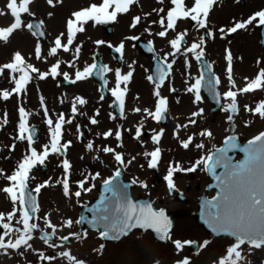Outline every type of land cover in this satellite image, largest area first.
<instances>
[{
	"label": "snow or ice",
	"instance_id": "1",
	"mask_svg": "<svg viewBox=\"0 0 264 264\" xmlns=\"http://www.w3.org/2000/svg\"><path fill=\"white\" fill-rule=\"evenodd\" d=\"M35 0H5L4 7L0 8V17L10 16L11 22L7 26H0V44L7 45L10 39L18 31L26 29L33 37H45L43 30L45 21L39 20L37 23H25L22 15L27 14L29 17L35 16L31 11V5ZM237 3L240 0H236ZM48 6L55 8L62 4L63 0H46ZM159 7H153L148 12L137 14L131 17L128 28L136 29L142 22L149 20L153 14L157 17L151 20L145 28L144 32L148 35H154L161 39H166L171 51L165 52L163 57H156V70L154 75H147L146 79L154 85L152 96L154 100V110L149 108L136 107L132 109L134 113H142L143 119L151 118L153 121L160 123L165 120L169 112L168 98L162 95L160 89L165 85V81L171 77L173 66L176 63L177 56L184 57L185 70L191 68L189 56L197 63H202L203 70L197 77H189L194 82L188 83L185 80L186 93L191 94L192 104L199 105L203 102L201 91L206 90L212 93L215 102L220 105L221 110L225 112L227 122L231 123L241 109L238 97L246 94H254L259 90H264V68H259L253 78L244 77V85L238 86L234 78L233 55L229 48H225L224 60L226 61V80L227 88L222 93L217 89L222 85V80L213 72V64L204 62L206 54V38L216 39L219 33L220 39H225L231 34L238 31H248L250 28L264 27V9H260L251 13L246 19L233 18L230 26H220L216 29L210 27V13L214 7L221 3V0H155ZM133 6L140 7L143 5L141 0H100L99 3H89L87 6L71 12L66 19L64 31L57 34L51 41L50 47L47 49L46 55L39 40L34 45L33 54L35 60L47 63L49 58L58 57L61 52L70 53L72 59L63 61L56 59L46 71H41L33 63L29 62L20 51H14L8 62L0 64V77L6 78L13 87L9 89H0V100L8 101L13 95L19 100L21 94H27L28 85L34 80H46L49 77L55 80L62 76L65 81L76 84L84 81L88 77L96 74L103 78L107 73H114L115 86L109 89L113 97V104L119 111L121 119L126 118V96L128 94V85L131 82L135 68V61L128 64V71L122 72L120 68H111L107 64L102 65L97 70L95 57L93 63L86 64L82 70L76 67L77 61L80 59L82 44H76L77 34L86 32V26L91 23L93 27L101 24L118 23L119 17L127 15L131 12ZM48 17H52L53 13L48 12ZM191 21L192 27L197 32L204 30V34L200 35L197 40H193L185 46L186 37L189 36L188 29L177 31L180 22ZM153 25L159 27V31L152 32ZM170 34H174L172 38H168ZM139 36H125L118 45H113L104 40H95L93 43L99 47L104 45L110 49H114L123 59L125 51V41L139 40ZM264 43V41H262ZM149 52L155 51L153 42L149 41ZM169 57L172 60L169 61ZM261 60H257L256 64L260 65ZM62 64H66L70 69H76L74 78L67 71H61ZM147 72L148 70L145 69ZM107 84V80L104 81ZM123 85V87H121ZM169 91L175 92V88H169ZM104 95L100 96V100H104ZM138 99V97H137ZM40 106L43 109V123L47 128L48 142L41 145L38 150L36 145L37 129L28 122V117L32 115L26 111L23 106L18 107V124L16 125V135L13 137L14 143L8 147L9 152L15 151V141H26V153L15 163L13 170L9 174L3 168H0V178L6 181L5 186L0 187V193H3L6 199L11 203L12 208L7 213L0 212V255L9 256L11 252L18 253L21 257L25 253L31 251L38 261L53 264L54 261L63 260L65 264H86L82 259L74 255L71 250H61L54 255H48L44 251H37L31 241H33L34 231L39 230L40 226L36 220H43L44 226L50 229V232H42L40 239L49 249L64 248L63 244L57 245L51 242L53 237L67 242L70 237L77 240L87 238V232L70 231L68 235L57 237V232L64 229H72L73 224L80 225L87 223L92 229H102L99 231V238L103 240H118L122 236H127L133 229H151L158 234L160 240L170 241L174 247L177 256L184 250L186 245L194 242L191 240L174 239L171 235L172 224L164 209H155L152 204L134 203L125 191L126 185L117 183V178L121 175V168L113 173L110 178L103 179L104 192L110 195H104L99 202L88 211L92 213V219L86 220L84 217L73 221L66 218L60 225L53 223L48 214L39 217L37 213L40 206L36 196L41 193L42 189L59 185L62 188V195L65 198H76L79 203L83 194L90 193L95 184L92 183L100 178V173L87 172L81 173L82 178L75 181L76 190H72V169L73 165L66 158L68 149L72 146V141H64L65 125H71L77 115H85L80 112V108L87 105L88 100L82 96L76 95L71 102L72 118H66L63 112L57 114L55 120L50 117L49 110L46 107L45 98L39 97ZM223 101V103H221ZM63 103V100H61ZM79 106V107H78ZM111 106V105H110ZM243 111L253 116H258L264 120V100L257 101L255 107L248 104L243 105ZM204 110L197 108L192 111L187 118V123L175 125L173 138L179 143L184 150H191L194 147L203 150L205 144L203 142L196 143L195 135L200 137L211 138L212 132L204 129L197 134L188 135L181 139V130H186L190 126L197 124V118L202 117ZM100 115L97 109L92 116L88 118L91 125H98L97 117ZM117 117L109 113V119L115 120ZM9 123L8 113L5 111L3 117L0 118V129H3ZM245 126H248L246 123ZM144 122L141 120L135 127L133 139L141 141L143 136L142 129ZM234 130V126H233ZM127 131H131L130 129ZM77 139L79 140L83 133L81 126L76 125ZM164 135V129L159 131L152 130L151 143L157 145L151 151H144L143 157L147 161L148 169H157L162 159V149L158 146ZM98 137L107 141L114 137L117 141L116 147L102 145L95 147L93 141H89L85 148L88 152L98 151L104 155H111L117 165L126 167L131 165L136 156L125 160L122 152L117 151L123 147L122 130L117 126L115 130L108 129L101 133H97ZM237 137L230 135L225 138L224 147L210 150L206 155H200L190 167H183L179 161H170L166 174L163 179L166 182L167 190L171 193L176 190L174 177L177 173H193L198 169L213 174L218 181L217 187L220 189L218 194L211 200H206L203 204L201 218L205 225L215 235L225 234L234 238L224 250L214 264H246V257L242 246L247 245L249 252L254 249L264 248V131L248 140L247 144L240 146L237 144ZM233 150H239L244 153V159L234 162L229 156ZM52 156H63L58 167L62 169V177L52 182L49 177L42 183L37 184L34 188L29 189V183L35 179L32 174L33 170L38 166L46 165V162ZM10 157H5L9 159ZM84 159V157H81ZM92 159L99 160V156H93ZM143 167V165H141ZM223 169L222 172L216 174V169ZM132 184L139 183L140 187L147 188L148 185L143 181L133 179ZM35 193L36 195H33ZM19 225V226H17ZM210 243L205 240L200 247L205 248ZM105 245L101 244L99 248L94 249L96 252H102ZM159 264V261H155ZM175 264H191L188 257L177 259Z\"/></svg>",
	"mask_w": 264,
	"mask_h": 264
},
{
	"label": "rangeland",
	"instance_id": "2",
	"mask_svg": "<svg viewBox=\"0 0 264 264\" xmlns=\"http://www.w3.org/2000/svg\"><path fill=\"white\" fill-rule=\"evenodd\" d=\"M88 1L95 2L97 0H74L69 5H67L65 0H63V3L57 5L55 8L48 6L46 3V0H35V2L30 6L31 11L35 13V16L33 17H36L38 20L45 21L43 30L45 31L46 36L44 37V39L33 37L26 29L16 32L14 34V37L15 36L24 37L25 39H27L28 44L25 48L22 46H19L17 43L14 44L13 37L10 39V42L7 45L0 44V46H6L9 48L6 54H1L0 64L10 61L12 53L14 51H17L19 47L24 52H28L29 55H31V56L28 55L27 57L29 58V62L33 63L36 67L40 68L41 71H46L47 68L52 63H54L56 59H61L63 61L71 60L72 55L68 53L66 54V56H62V57L58 56L55 58H49L47 63L42 62V61H37L35 60L34 55H32L33 50H34V45L37 42V40H39L44 50V54L46 55L47 49L50 47V41L53 39V37H55L61 31H64L65 21L70 16L71 12L82 8L83 6L87 4ZM151 1H154V0H151ZM4 2L5 0H0V8L4 7ZM243 2H248V4L241 5L240 3H243ZM159 6L160 5L153 2L152 8L159 7ZM225 7L229 8L230 10H227L226 12V10L224 9ZM258 7L264 8V2H262V0H240L239 3H237L236 0H221V3L216 5L213 11L211 12L212 15H210V18H209L210 27H211V24L213 23V20H215L217 23H222L221 22L222 20H220V18L218 17H225L227 19H229V17L232 15L238 17V15L241 14L242 9L245 10V14H246L252 9L258 8ZM136 8H137L136 6H133L129 14L120 16L118 23H111L112 30L110 33H105L103 29L100 27V25H96L95 27H93L91 23H89L90 26L88 25L86 26L87 30L85 33H89L88 29L89 27H92L95 31V34H93L94 41L104 40V41L112 43L114 46L118 45L121 40H124V37L120 36L121 33L123 34L125 32H128V30L125 28L121 32V27H122L121 24L124 21L128 22L131 19V17L135 15ZM48 12H52L53 16L48 17L47 15ZM57 12H61L63 16H61V19H59V21L55 20L54 22H52L51 19L54 17V14H56ZM214 16H218V17L216 18ZM30 19L31 17H25V14L22 15L23 22L28 23ZM10 22H11L10 16L0 17V26H4ZM146 22L151 23L150 20H147ZM183 28H184V22H180L178 25L177 31H182ZM158 30H159V27L157 28V31ZM137 32H140L139 27H137L136 29H133V33H137ZM244 32L242 33L239 32V35L248 34ZM133 35L139 36L140 38L148 40V41H152L157 51H160V49L158 48V45L163 44V40H166V39L157 38L156 36H152V35H142V34H133ZM173 35L174 34H170L168 38H172ZM79 36L80 34H78L77 37ZM93 40L87 41L83 37L82 39L79 38V42L77 44H82V51H81L80 59L84 57L85 60H82L80 64L79 65L77 64V65L82 66L85 62L90 63L91 61H93L95 52L99 51L102 55L103 61L106 62L108 66L110 67L115 66V61L107 57L108 47L104 45L97 47L92 42ZM32 44H33V49L31 50ZM236 44L239 48H241L240 41H237ZM159 55L161 56L160 53ZM253 56L254 54H248V58H247L248 63H250V61H253V58H254ZM123 58L126 61V63L123 65H126V66H128L129 63H132L134 59H136L139 62L140 58H143V60L145 61L144 64L142 66L140 64L136 65L137 72H139L140 69L143 71V68L148 67V65L150 64L148 58L145 55H142L138 52L135 46V41H127V40L125 41V51H124ZM251 65L252 64H248L247 68L245 66L243 68H241V66L240 68L238 67V69H241L240 72L234 73V78L236 81H238V84L243 86L244 77L253 78L255 76L257 72H254L255 68H252V67L250 68ZM236 66L238 65L236 64ZM68 69L69 68L67 67L66 64H62L61 66L62 72L63 71L68 72ZM172 77L168 78L170 79L169 82L175 83ZM62 79H63L62 76L57 77L55 80H53L50 77L43 81L34 79L28 85L27 88L31 90V98L33 99L31 106L27 110L29 113H32V115H30V120L28 122L29 124L32 123L38 127V135L36 137V140L38 141L36 142L35 147L39 150L42 144L48 142L47 128H46V125L43 123V109L40 106L39 99H37L40 97V92L42 94L43 92L47 91L49 94L52 95V100L50 102L48 101V103L51 106V108L49 109L52 112L54 111L57 112L59 109H61L62 107L61 106V93L62 92L67 91L70 95L75 92L69 98V102H68L69 107L65 114L66 118H72L70 104L76 95L82 94L83 97L88 100L87 105L89 104V107H88V112L85 113L86 118H84L83 120H81V118L80 120L75 118V120L73 121V123H75L74 128H72L74 133H70L68 135L70 131V125L64 128V136H63L64 141H67L69 139L68 137H70L71 134H73L72 137H75V139L72 140V146L69 148L70 149L69 155L72 156L73 160L76 161L74 162L73 169H72V175H71L72 190L74 191V189L76 188L74 185V182L82 178L81 176L82 172L87 173L86 166L92 170L93 169L102 170L100 163L92 159L93 157L92 155L88 156L90 152H88L86 148H82V146H84L86 141H93L95 145H97L99 142L102 143V140L99 142H95L94 140H92L90 138L91 134L86 133L84 131L85 128H83V126L87 124L88 118L92 114V109L96 107V105L98 104V101H100L101 103V100H100V95L97 94L95 91V88H96L95 83L90 78H87L84 81H79L70 87L64 86L61 82ZM87 85H90L89 86L90 90H85V87H87ZM83 86H84V90H83ZM12 87L13 85L10 84L6 78L0 77V89L10 90ZM77 89H79V91ZM49 94H47V97ZM262 98L264 99V90H259L255 92L254 94L243 95V100L246 102H249L251 107H255V103L257 101L263 100ZM17 102H18L17 96L13 95L12 98L9 99L8 101L0 100V107L3 106V108H6L8 106V108H11L12 110L17 104ZM87 105H85L84 108H86ZM101 117L103 116H101V112H100V118H97V119L98 120L101 119L103 128L111 126L112 124L111 119H109L106 116H104L103 118ZM239 120L242 121L244 119L240 117ZM9 121H11V124L10 126H7V129L13 131L14 129H16V125H17L15 116L13 115L12 118L9 119ZM77 124L81 126V132H83V135L85 137L84 140L82 141V144L76 143V141L77 142L81 141L77 139V133H76ZM203 124H208L215 131L214 133L215 137L211 138L210 141H213V140L217 142L220 141L221 136L225 132H227L229 128V124L225 125L223 123V119L217 122H202V125ZM247 124L248 126L246 128L243 127L242 128L243 130H238L239 132L238 134L243 138L250 136L254 134L256 131H259L260 129H262L264 126V120L260 119L258 116H253L250 114V120L248 121ZM224 125H225V129H224ZM94 126L97 129V133L102 130L100 128V121L98 125H94ZM39 137L41 139H39ZM42 139H43V142H42ZM9 142L10 140L8 139V143ZM13 143L14 142H12L11 145ZM25 146L26 145L24 142H17L16 148H15L16 151L9 152V156L11 157L10 161H8V164H6V161H0V168H3L6 172L10 174L11 171L13 170L15 163L17 162L16 158L19 157V153L23 151ZM10 153L12 154L14 158L10 155ZM81 157H84V159H81ZM58 163H59V158L56 156H53V157H50V159L46 162V165H44L45 169L38 168L34 170L32 174L35 176V179L30 181L29 183L30 187L34 188L37 184L42 183L45 180H48L49 177L52 178L53 183L55 182L56 179H60L62 177V169L57 166ZM102 172L109 173V168H107L106 170H102L101 173ZM111 172L112 170H110V173ZM103 178L104 176L100 174V178L92 182L95 184V188H93V190L90 193L83 194L79 200V203L74 197L71 199L65 198L62 195V188L59 185H55L53 187L42 189L41 193L37 195V202L40 206V211L37 213V215L39 217H43L45 214H48L50 216L51 221L57 225H60L62 221L66 218H70L73 221L77 220L79 205L81 203H85L91 200L96 195L97 186L99 182L101 181V179ZM0 180H3V178H0ZM5 183H6L5 181L1 182L0 187L5 186ZM2 194L3 193H0V198H2L1 197ZM195 203L196 202L187 201L185 203L183 202H175V203L162 202V203H157V204H165L168 206L169 209L173 208L174 210L176 209L177 211H180L178 213L176 212L177 214L176 223H175L176 227L173 229L171 233V235L173 234L174 238L197 237V238H202L204 240H209L210 243L206 247V251L202 253L203 255L202 257H204V254H207V253L209 254L214 253L216 256L224 254V250L226 249V245H227L226 240H224V244H221L220 242L222 239L215 238L205 233L202 227L197 225L196 222L194 221L192 214L194 210L196 209ZM11 208H12L11 203H9V207H6L5 200H4V204L0 202V212L7 213L8 211L11 210ZM35 222L39 224L40 228H43L50 232V229H47L44 226L42 219L36 220ZM70 231L82 233L78 225L73 224L72 229H64V230L58 231L57 237L61 235H68ZM86 232H87L86 239L77 240L74 237H70L69 244L68 243L65 244L64 248L49 249L47 245H45L43 241L39 238L36 231H34L33 233L34 239L33 241H31V243L33 244V247L37 251H44L48 255H54L56 252L61 251V250H71V252L74 255H76L79 259L84 260L86 264H151L156 260V259L154 260V258H158L160 260L159 264H168L170 260L179 258L181 254L185 253V250H184L180 253L179 256H177L171 242L166 243L165 245L162 243L156 242L151 238V235L148 232L134 231L130 235L126 236L125 238H123L122 240L116 243H108V242L102 241L99 238L97 231L87 230ZM53 242H55L57 245H60L56 241H53ZM101 244L105 245L102 252L94 251V249L99 248ZM10 255H13V256L10 258ZM10 255L3 256V260L2 262H0V264H47V262L38 261L37 256L31 251L25 253L23 257H21L19 254H13V252H11ZM262 255L264 257V248L260 249V257ZM195 257L198 258L200 257V255H195ZM255 258H257L256 255H255ZM53 264H65V261L58 260V261H54ZM250 264H253V263H250Z\"/></svg>",
	"mask_w": 264,
	"mask_h": 264
},
{
	"label": "flooded vegetation",
	"instance_id": "3",
	"mask_svg": "<svg viewBox=\"0 0 264 264\" xmlns=\"http://www.w3.org/2000/svg\"><path fill=\"white\" fill-rule=\"evenodd\" d=\"M241 5H247L248 2L240 3ZM239 4V5H240ZM226 6V5H225ZM227 12V10H230L229 8H224ZM264 9L263 7L254 8L248 13L245 14V10L242 9V12L238 17L236 16H230L229 19L225 17H218L220 20H222V23H217L215 20H213V23L211 24V27L213 29H216L220 26H230L229 22L235 18V19H246L251 13L254 11ZM241 11V10H240ZM229 12V11H228ZM212 15V13L210 14ZM263 28V27H262ZM262 28H250L248 31H238L235 34H231L227 36L225 39L219 38V33L216 34V39H208L206 38V54H205V60L208 63L213 64V72L215 75L219 76L222 80V85L218 88L219 91L222 93L227 88V80H226V61L224 60L225 55V48H229L232 52V55L234 57L233 59V70L234 73L240 72L241 69H238V67L243 68L244 66L247 68L248 64H252L250 68H255L254 72H257L259 68H264V62H262L260 65L256 64V61L259 59L261 61H264V38L261 34ZM184 29H188L189 36L186 37V44H190L193 40H197L200 35H203V30L200 32H197L195 28L192 27V25L186 21L184 22ZM239 32L248 33L246 35H239ZM237 41L241 42V48H239L236 44ZM164 48H168V45L166 44L167 40H163ZM165 51V50H164ZM244 53V54H243ZM248 54H254L253 61H250L248 63ZM189 60L191 63V68L185 70L184 68V57L183 56H177L176 57V65H181L178 71H174V75L172 77L173 81L175 82V88L177 89L176 92L169 91L168 85L165 86V88H161L160 91L162 95L166 96L169 101V112L165 118V122L157 123L153 121L151 118H148L146 120L143 119L142 113H134L132 109L136 107L140 108H149L150 110H154V100L155 98L152 96V91L154 88L153 84H148L145 80H139L137 75H134L133 82L129 84V91L126 96V118L121 119L120 116H116L114 113L113 115L117 118L113 120L111 126H108V128H111L115 130L117 126H120L122 130V143L123 147L118 148L117 151L122 152L125 156V160L131 159L132 156H136V160L126 167H124V178L130 179L135 178V175H137L139 178L142 177V180L144 183L148 185L147 188L140 187L141 195L144 197H149L150 200H152L155 203H162V202H197L199 198L205 194L208 197H212L214 195L213 190H207V185L210 180L208 177L207 172L197 170L193 173H177L174 177L175 183H176V190L173 192H169L166 187V182L164 181L163 177L166 174L167 167L170 161L175 162L179 161L183 167L187 168L191 166V163H193L196 159L199 158L200 155H206L210 150H213L216 146H218L222 140L229 134H238V130H243V127L246 123L250 120V113L243 111V105L248 104L249 102H246L243 100V95L238 97L239 106H240V113L234 117L233 122L229 123L226 120V113L221 110L220 105L218 108L214 109V104L207 99L205 94L201 91V95L203 97V102L199 105H193L192 104V95L186 93V87L187 84H185V80H188V83H190L189 77H197L201 71V63H197L194 59L189 56ZM252 62V63H251ZM236 64L238 66H236ZM122 72H125L124 70ZM115 80V77H113ZM138 80V82H136ZM237 85L241 86L240 84ZM143 83V87H140V84ZM136 88V89H134ZM105 99L101 100L100 106H101V116L109 117V113H111V102H113V98L111 99L109 96H104ZM138 97V99H137ZM187 97V98H186ZM263 99V98H262ZM264 100V99H263ZM223 103V101L221 102ZM197 108H202L204 110V114L202 117L197 118V124L194 126H190L186 130H181L180 137L181 139L186 138L188 135H193L199 133L201 130L207 129L212 132V137H215V131L214 129L209 126L208 124H203L202 122H217L223 119V123L229 124V128L227 132H225L222 136L220 141H210L211 138H205L200 137L199 135H195V142L200 143L203 142L205 144V148L203 150H198L194 147V145L191 147V150H184L179 146V143L176 139L173 138V131L175 128V125L177 123L184 124L187 123V118L190 115L192 111L197 110ZM101 117V118H103ZM242 117L244 120H239V118ZM85 118V115H82V119ZM143 120L144 122V128L142 129L143 136L141 137V141H137L136 139H133V136L135 134V127L139 124V122ZM224 125V129H225ZM233 125L234 130H233ZM161 128L164 129V135L161 138V142L158 145L162 149V159L160 164L158 165V168L156 171L159 173L160 178L159 180L155 179L156 172H154L152 169L147 168V161L143 157L142 153L144 151H151L153 150L157 145H153L151 143V134L152 130L155 129L156 131H159ZM131 131H127V130ZM240 137V136H239ZM83 138V136L81 137ZM241 138L240 139H247ZM111 147H116L117 141L114 137H112ZM99 163L102 167L116 165V162L112 159L111 155H104L102 153V156H100ZM143 165V167H141ZM119 166V165H117ZM140 168L139 174L136 172V170ZM176 210V209H175ZM176 212H180L177 211ZM2 231V230H0ZM204 231V230H203ZM207 233L206 231H204ZM209 234V233H207ZM174 238V237H173ZM178 238V237H177ZM191 239L197 240V250L193 251L189 247H185V253L181 254L179 258L172 259L169 261L168 264H175V261L177 259H181L184 257H188L190 259L191 264H214V261H216L221 255L216 256L213 254H204V257H202V253L206 251L205 248H201L200 245L205 241L202 238L197 237H189ZM222 239L221 244H224V240H226L227 245L226 247L234 241V239L229 237H215ZM175 239V238H174ZM169 243V242H168ZM166 244V243H165ZM164 244V245H165ZM244 249V255L246 257V264H260L264 257L263 255L260 257V249H254L249 252L248 246L244 245L242 246ZM183 250V251H184ZM213 251V250H212ZM168 252V251H167ZM255 252V254H254ZM195 255H200V257L196 258ZM223 255V254H222ZM255 255L257 258H255ZM160 260L156 258L155 261ZM155 261L151 264H155Z\"/></svg>",
	"mask_w": 264,
	"mask_h": 264
},
{
	"label": "bare ground",
	"instance_id": "4",
	"mask_svg": "<svg viewBox=\"0 0 264 264\" xmlns=\"http://www.w3.org/2000/svg\"><path fill=\"white\" fill-rule=\"evenodd\" d=\"M74 0H65L66 4L69 5L71 2H73ZM154 1L151 0H141V4L143 5L142 9L140 7L136 8V12L135 15L137 14H142L143 12H148L151 10L152 5H153ZM262 2H264V0H262ZM88 4H86L85 6H87ZM83 6V7H85ZM62 13L61 12H57L56 14H54V17L51 19L52 22H54L55 20L59 21V19H61ZM157 17L155 16V14H153V16L149 19L151 20H155ZM130 20L128 22L124 21L121 25V32L123 31V29H127L128 32L123 33L122 35H126V34H132L133 33V29H129L128 28V24H129ZM127 23V24H126ZM9 23H7L4 26H7ZM149 23H147L146 21L142 22L138 27L141 33L143 34H147L144 32V28L148 25ZM90 26V25H88ZM158 26L157 25H153L151 28V31L154 33L157 30ZM87 30V28H86ZM89 33H81L79 37H77L76 41L79 42V38L82 39L85 38L87 41H91L94 39L93 34H95V31L92 27H89L88 29ZM78 36V34H77ZM54 38V37H53ZM13 40H14V44H18L19 46L22 47H26L27 46V39H25L24 37H18V36H13ZM93 42V41H92ZM8 47L6 46H0V56L1 54H6L8 51ZM33 49V44L31 47V50ZM18 51H20L22 54L25 55V57L27 58L29 53L28 52H24L20 47L18 49ZM31 56V55H29ZM1 58V57H0ZM136 82H138V80H136ZM90 85H87V87H85V90H90ZM140 87H143V83L140 84ZM83 90H84V86H83ZM47 94H49L47 91L43 92L41 95L45 96V101H46V107L47 108H51L50 104L48 103V101L50 102L52 100V95L49 94L47 97ZM25 100L27 102V109L31 106L32 104V98H31V92L27 91V94L25 95ZM61 100H63V103H61V109H57L58 111H50V117L55 120L57 117V114L63 112L64 114L67 112L68 109V102H69V97L66 93H61ZM18 105L16 104L15 107L11 110V108H8V106L6 108L0 107V118L3 117L4 112L6 111L8 113V117L9 119L12 118V116H15V120L17 121L18 124ZM26 109V108H25ZM27 111V110H26ZM11 121H9V123L3 128L0 129V132L2 133L1 137H0V161H6V164H8V161H10L11 157L9 156V151H8V147L11 146V143L14 142L13 137L16 135V129L9 130L7 129V126H10ZM67 126V125H65ZM8 139L10 140V142L8 143ZM16 142V141H15ZM9 144V146H8ZM10 155L12 156V154L10 153ZM5 157H10L9 159H5ZM13 157V156H12ZM14 158V157H13Z\"/></svg>",
	"mask_w": 264,
	"mask_h": 264
},
{
	"label": "water",
	"instance_id": "5",
	"mask_svg": "<svg viewBox=\"0 0 264 264\" xmlns=\"http://www.w3.org/2000/svg\"><path fill=\"white\" fill-rule=\"evenodd\" d=\"M32 23H36V22H32ZM247 143H244V144H241L240 146L242 147V146H244V145H246ZM224 146H225V144H224ZM243 156H242V158L240 159V160H243L244 159V153L242 154ZM239 160V161H240ZM223 171V170H222ZM221 171V172H222ZM216 184H218V182L216 183ZM218 190L220 191V189L218 188ZM102 196H104V185L101 187V192H100V195H99V197L91 204V205H88V206H86V205H83L82 206V210H81V215H80V218L81 217H84L86 220H91L92 219V213L90 212V211H88V209L89 208H92V207H94L98 202H99V200L101 199V197ZM137 203V202H136ZM137 204H142V202L141 203H137ZM143 204H147V202H144ZM203 204H204V202H201L200 203V206H199V210H198V212L195 214V216H196V219H197V221L198 222H200V223H202L204 226H205V228H207L208 230H210L206 225H205V223L203 222V220H202V218H201V212H202V209H203ZM168 218H169V220L171 221V224H173V219H172V214L170 213L168 216H167ZM211 231V230H210ZM154 234L155 235H158L157 233H155L154 232Z\"/></svg>",
	"mask_w": 264,
	"mask_h": 264
}]
</instances>
